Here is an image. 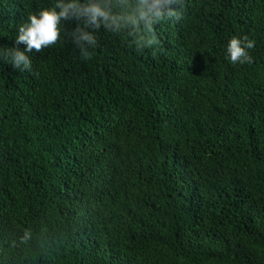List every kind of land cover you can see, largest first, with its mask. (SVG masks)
I'll return each mask as SVG.
<instances>
[{"label":"trees","instance_id":"trees-1","mask_svg":"<svg viewBox=\"0 0 264 264\" xmlns=\"http://www.w3.org/2000/svg\"><path fill=\"white\" fill-rule=\"evenodd\" d=\"M52 4L0 0V46ZM181 13L0 61V264H264V0Z\"/></svg>","mask_w":264,"mask_h":264},{"label":"clouds","instance_id":"clouds-1","mask_svg":"<svg viewBox=\"0 0 264 264\" xmlns=\"http://www.w3.org/2000/svg\"><path fill=\"white\" fill-rule=\"evenodd\" d=\"M182 4L183 0H53L52 6L27 15L17 25L14 46H0V61L13 69L27 71L32 65L33 50L38 53L62 38L70 40L81 57L87 58L97 47L96 34L101 29L113 34L126 33L139 47L151 46L154 41L146 38L147 34L153 33L158 23L180 20ZM67 22L73 28L62 37ZM17 45L24 48L21 50ZM255 45L247 36L231 37L226 44L228 62L250 63V50Z\"/></svg>","mask_w":264,"mask_h":264}]
</instances>
